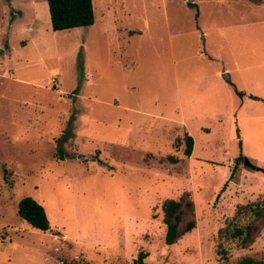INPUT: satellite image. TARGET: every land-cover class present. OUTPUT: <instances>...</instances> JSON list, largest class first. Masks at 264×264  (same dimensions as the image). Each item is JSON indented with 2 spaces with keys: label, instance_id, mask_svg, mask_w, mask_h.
Here are the masks:
<instances>
[{
  "label": "rangeland",
  "instance_id": "obj_1",
  "mask_svg": "<svg viewBox=\"0 0 264 264\" xmlns=\"http://www.w3.org/2000/svg\"><path fill=\"white\" fill-rule=\"evenodd\" d=\"M93 6L54 31L47 0H0V264L264 260V225L245 245L220 233L264 199V0ZM185 192L197 227L167 244L163 203ZM27 196L49 230L19 216Z\"/></svg>",
  "mask_w": 264,
  "mask_h": 264
},
{
  "label": "trees",
  "instance_id": "obj_2",
  "mask_svg": "<svg viewBox=\"0 0 264 264\" xmlns=\"http://www.w3.org/2000/svg\"><path fill=\"white\" fill-rule=\"evenodd\" d=\"M47 3L50 11L51 27L54 31L87 27L95 22L93 0H47ZM251 98L261 99L254 95ZM186 136V155L191 156L194 138L189 133ZM59 154L61 156L63 152ZM240 156V159L244 157V155ZM18 214L35 229L46 231L50 228V221L45 207L32 197L27 196L20 200ZM243 218L249 219V222L239 225L238 220ZM163 220L166 224L165 242L167 244L177 243L185 234L197 227L194 200L187 192L178 199H166L163 203ZM263 225L264 199L239 205L232 221L221 228L220 233L229 235L231 238L240 239L242 244L245 245L255 240ZM223 251L225 252L224 248ZM148 255V252L141 250L138 256L133 259L132 264H145ZM235 264H264V260L246 256Z\"/></svg>",
  "mask_w": 264,
  "mask_h": 264
},
{
  "label": "water",
  "instance_id": "obj_3",
  "mask_svg": "<svg viewBox=\"0 0 264 264\" xmlns=\"http://www.w3.org/2000/svg\"><path fill=\"white\" fill-rule=\"evenodd\" d=\"M189 5H190V6H193L194 3L189 2ZM222 77H223L226 81H228L229 83H231L232 85H234V84L232 83V80H231V77H230V74H229V73H223V74H222ZM235 90L237 91L238 89L235 87ZM239 95L242 96L243 94H242V93H239ZM241 161H243V164H244L245 166H247V167H250V168H252V169H256V170H262L261 167H258L257 165H255L254 163H252V161H251L247 156H244L242 159H239V160L237 161V163H236V165H235V169L238 167V165H239V163H240Z\"/></svg>",
  "mask_w": 264,
  "mask_h": 264
},
{
  "label": "crops",
  "instance_id": "obj_4",
  "mask_svg": "<svg viewBox=\"0 0 264 264\" xmlns=\"http://www.w3.org/2000/svg\"><path fill=\"white\" fill-rule=\"evenodd\" d=\"M32 1V0H31ZM34 5V3H32ZM39 13V11H37ZM37 14V13H36ZM221 87H224V85L220 84ZM207 107H209L210 109H213L215 107V105H218V103L215 104L214 100L212 98H208L207 99ZM176 120V119H175ZM178 121V120H176ZM179 123L182 122V124L185 125L186 128V119H182L181 121H178ZM187 129V128H186Z\"/></svg>",
  "mask_w": 264,
  "mask_h": 264
},
{
  "label": "built area",
  "instance_id": "obj_5",
  "mask_svg": "<svg viewBox=\"0 0 264 264\" xmlns=\"http://www.w3.org/2000/svg\"><path fill=\"white\" fill-rule=\"evenodd\" d=\"M52 82L56 84V83H57L56 78H53V79H52Z\"/></svg>",
  "mask_w": 264,
  "mask_h": 264
}]
</instances>
